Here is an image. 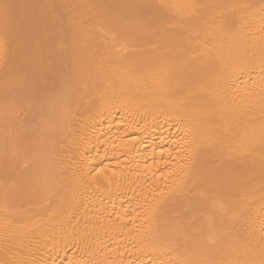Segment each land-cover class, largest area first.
<instances>
[{
    "label": "bare ground",
    "instance_id": "obj_1",
    "mask_svg": "<svg viewBox=\"0 0 264 264\" xmlns=\"http://www.w3.org/2000/svg\"><path fill=\"white\" fill-rule=\"evenodd\" d=\"M5 2L0 264H261L264 0Z\"/></svg>",
    "mask_w": 264,
    "mask_h": 264
},
{
    "label": "rangeland",
    "instance_id": "obj_2",
    "mask_svg": "<svg viewBox=\"0 0 264 264\" xmlns=\"http://www.w3.org/2000/svg\"><path fill=\"white\" fill-rule=\"evenodd\" d=\"M59 30L57 22L54 21L49 24V33L56 34ZM49 48V61L46 71L39 70L41 73L35 80L42 87L38 92L40 97H50L58 89L63 72V53L59 45L53 42V39L48 46ZM37 67V66H36Z\"/></svg>",
    "mask_w": 264,
    "mask_h": 264
},
{
    "label": "snow or ice",
    "instance_id": "obj_3",
    "mask_svg": "<svg viewBox=\"0 0 264 264\" xmlns=\"http://www.w3.org/2000/svg\"><path fill=\"white\" fill-rule=\"evenodd\" d=\"M16 5H13L11 3L5 2V0H0V9L3 10V14L6 20L15 18L14 9L16 8ZM230 27L229 22L224 21L220 27V34L215 39L214 43L209 45L208 52L206 53L210 58H216L219 57V64H218V74L220 77L224 80H226L231 75V70L229 68V65L224 62L223 59V51L226 50L229 47L230 44ZM119 37L115 34H111V40L115 44L118 41ZM262 93H264V85H262L261 88ZM103 171V170H101ZM97 175H100V172H97ZM261 264H264V261L261 262Z\"/></svg>",
    "mask_w": 264,
    "mask_h": 264
}]
</instances>
